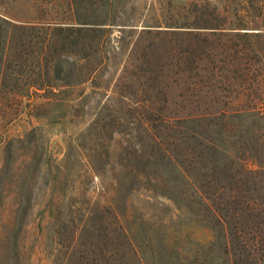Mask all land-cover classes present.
I'll list each match as a JSON object with an SVG mask.
<instances>
[{
	"label": "rangeland",
	"instance_id": "374dc122",
	"mask_svg": "<svg viewBox=\"0 0 264 264\" xmlns=\"http://www.w3.org/2000/svg\"><path fill=\"white\" fill-rule=\"evenodd\" d=\"M203 17L224 28L176 27L195 26ZM90 24L102 28L71 30ZM176 62L187 66L180 71ZM115 82L129 104L135 93L151 95V106L138 107L140 116L159 112L173 125L184 119L205 128L225 125L228 132H264V0H0V169L15 161L21 175L39 167L32 184L43 206L47 187L67 195L61 207L75 219L90 210V221L97 223L96 206L107 204L124 220L136 221V235L145 240L144 228L169 219L170 206L143 189L145 178L134 182L127 175L138 172L125 168L136 162L127 151L137 142V121L121 98L107 99ZM114 128L118 133L105 155ZM167 141L181 144L173 136ZM77 144L95 172L88 173ZM56 174L65 180L52 182ZM163 174L165 188L154 179L158 191L175 190L170 174ZM12 203L6 199L7 207ZM179 204L183 211L176 223L196 219L186 208L196 209L193 202L183 198ZM145 213L147 225L139 219ZM103 217L110 221L112 214ZM94 242L98 259L114 251L105 247V236ZM50 251L43 243L38 262L47 263Z\"/></svg>",
	"mask_w": 264,
	"mask_h": 264
},
{
	"label": "trees",
	"instance_id": "16d2710c",
	"mask_svg": "<svg viewBox=\"0 0 264 264\" xmlns=\"http://www.w3.org/2000/svg\"><path fill=\"white\" fill-rule=\"evenodd\" d=\"M194 25L176 27L224 28L218 23H210L207 17ZM96 28L102 27L90 24L71 30L95 31ZM142 30L150 32V29ZM52 40L48 38L47 41L52 43ZM6 43L7 39H4L5 46ZM172 65L180 71L187 66L180 62ZM98 66L87 71L88 78ZM146 72L151 74L152 70ZM113 86L107 99L117 96L136 113L137 127L133 131H136L137 142H131L130 151H127L133 153L136 162L129 167L125 165V168L136 170L138 174L127 175L136 177L134 182H140L137 177L142 176L145 178L141 183L143 189L168 201L169 219L144 228L145 240L136 235V221L124 220L122 213L107 204L96 206L101 213L97 223L90 221V210L75 219L62 210L61 200L67 196L63 192L60 195L54 190L49 192L47 187L42 194L47 203L43 206L42 202L36 201L37 192L32 182H35L39 167L37 172L21 175L17 172L18 161L11 165L5 162L0 169V264H42L36 256L43 243L51 248V257L44 264H73L72 257L75 258L77 252L75 264H264V132L261 128H256L254 134L248 130L236 132L234 128L228 132L225 125L205 128L187 124L184 119L176 120L182 125H173L169 117L159 112L150 117L140 116L138 107L151 106V95L135 93L133 97L136 98L129 104L125 102L129 97L120 91L118 82ZM189 121H196V118ZM111 132L105 155L110 154L113 133H118V129ZM247 134H251L253 140L245 139ZM168 136L178 138L181 144L170 145ZM228 137L235 139L231 141ZM79 146L77 144L78 150ZM77 154L85 158L86 167L91 169H87L88 173L96 171L86 154H81V150ZM68 155L61 160L63 163L68 160ZM165 172L170 174L173 191L168 187L162 192L156 187L158 183L154 179L157 178L165 188L166 183L162 180ZM62 179L56 174L52 182H61ZM117 182L121 185L119 179ZM117 189L112 188L114 194ZM7 198L14 200L11 207L6 205ZM183 198L196 205V209L186 207L196 219L178 224L176 220L183 211L179 200ZM105 213L112 214L110 221L103 217ZM147 217L148 214H143L140 222L147 225ZM147 229L155 230L152 236L145 235ZM98 236H105V247L113 246L114 250L100 259L94 248ZM59 255H62L60 261Z\"/></svg>",
	"mask_w": 264,
	"mask_h": 264
}]
</instances>
